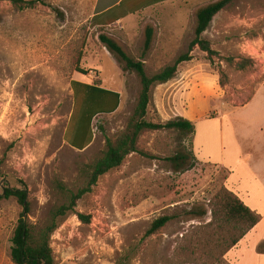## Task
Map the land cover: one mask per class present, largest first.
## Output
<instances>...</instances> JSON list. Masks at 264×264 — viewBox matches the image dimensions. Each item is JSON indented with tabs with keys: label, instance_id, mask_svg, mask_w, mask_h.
<instances>
[{
	"label": "rangeland",
	"instance_id": "374dc122",
	"mask_svg": "<svg viewBox=\"0 0 264 264\" xmlns=\"http://www.w3.org/2000/svg\"><path fill=\"white\" fill-rule=\"evenodd\" d=\"M133 1L97 17L105 11L97 0H44L26 10L14 0H0V195L5 187L27 191L32 224L46 226L54 209L88 187L93 166L107 150L106 139L116 143L136 111L140 81L100 37L143 61L153 77L188 52L197 12L219 0H172L114 21L155 0ZM149 27L153 42L144 53ZM204 37L217 54L196 47L174 79L152 88L145 120H202L206 131L200 135L209 149L216 132L211 122L242 111L264 87V0H235ZM75 79L100 81L122 94L115 113L94 119L95 141L85 150L67 141L76 109ZM194 137L180 130L143 132L139 152L102 176L52 236L56 264H193L179 251L183 236L211 221L210 202L227 188L229 176L221 166L200 162L208 154L194 153ZM204 210L205 218L196 216ZM22 213L17 200L0 201V264H14L12 239ZM77 214L89 216L91 223H82ZM162 215L176 219L145 238ZM258 235L251 253L236 250L225 256L226 263L215 264H233L231 259L241 256L244 264H260L264 259L256 255L264 256V225ZM201 253L198 249L195 257Z\"/></svg>",
	"mask_w": 264,
	"mask_h": 264
},
{
	"label": "trees",
	"instance_id": "16d2710c",
	"mask_svg": "<svg viewBox=\"0 0 264 264\" xmlns=\"http://www.w3.org/2000/svg\"><path fill=\"white\" fill-rule=\"evenodd\" d=\"M158 1L155 0L148 6ZM234 1L219 0L200 9L197 12L195 39L190 43L188 52L179 56L173 65L165 67L153 77L148 76L146 73L143 61L131 58L114 40L104 35L100 37L108 51L124 65L123 69L136 74L140 81L141 90L136 111L126 132L116 143L108 138L106 139L107 150L104 156L93 166L88 187L76 194L73 193L69 204L54 209L46 226L35 225L29 221L30 203L27 191L5 187L4 193L0 195V201L15 199L23 208V213L12 239L11 258L14 264H56L51 247L52 236L59 229L64 219L75 212L78 202L91 191L102 176L120 168L128 155L139 152L137 146L143 132L180 130L195 133V123L184 118L158 124L145 120L153 98L152 88L155 85L166 84L174 79L177 75L178 66L192 60L191 53L196 47L208 53L211 57L217 54L212 49L210 41L204 37V34L214 18ZM13 3L19 10H26L34 8L37 3L44 4V0L28 2L14 0ZM136 10L133 12H136ZM123 17L124 15L118 16L114 21H119ZM146 35L144 53H147L152 46L153 29L147 28ZM239 66L240 69H244L243 65ZM79 73L88 76L89 72L79 70ZM72 87L75 93L76 109L69 135L72 133L73 138L78 140L87 138V141L84 146L79 147L67 141L70 146L78 150H84L93 142L94 119L100 114L115 113L120 107V94L104 88L100 81L92 85L73 81ZM178 160L182 161V159ZM210 209L211 221L196 227L192 235H184L182 239L184 244L179 251L185 257L194 260L192 261L193 264H205L204 262L208 260H210V264H215L217 260L226 263L225 256L262 220L261 215L250 209L235 193L226 187H223L211 200ZM207 215L208 212L204 210L196 216L205 218ZM77 216L82 223H91L89 216L83 214H77ZM175 219L176 215L160 216L153 221L145 234V238L155 236ZM198 249L202 253L195 257ZM117 264H124V260Z\"/></svg>",
	"mask_w": 264,
	"mask_h": 264
},
{
	"label": "crops",
	"instance_id": "0c3cea01",
	"mask_svg": "<svg viewBox=\"0 0 264 264\" xmlns=\"http://www.w3.org/2000/svg\"><path fill=\"white\" fill-rule=\"evenodd\" d=\"M169 1L172 0H159L150 6L138 7L136 8V12L129 11L123 18H120V20L126 18L130 14L140 13L142 10L154 8ZM97 2H101L103 4L102 8L105 9L103 13L97 15L98 17L104 14L107 15L116 7H121L125 0H97ZM139 2L138 0L137 3ZM133 3L131 5H135L136 0H134ZM73 81L90 85L93 84L81 79H75ZM106 89L120 94L121 105L122 94L110 88ZM183 118L195 123L194 153L195 150H198L200 153L209 155L202 161L197 160L227 169L229 171L226 184L227 188L235 193L250 209L261 215V222L226 256L230 258V255L233 254L232 252L236 250H243L246 253H251V247L258 244L256 243V237L259 236L258 233L262 230V225H264V87L242 111L226 114L223 118L215 119L211 122L216 129L213 148L210 145L208 149L206 143L204 145V142H202L205 138L204 135H200V132L203 133L206 131V126L204 125L206 123H201L200 121L202 120L190 119L188 117ZM72 135L71 133L67 136V140L72 145L79 147L86 144L87 138L78 140L73 138ZM94 141L95 134L93 142L87 148H90ZM256 256H260L264 259V256L258 253ZM234 259H231L233 264H244L243 256ZM260 264H264V260L261 261Z\"/></svg>",
	"mask_w": 264,
	"mask_h": 264
}]
</instances>
